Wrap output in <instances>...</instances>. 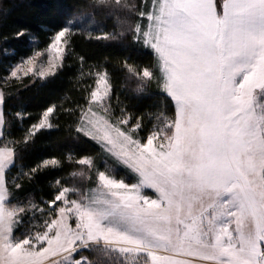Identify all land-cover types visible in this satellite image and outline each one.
Here are the masks:
<instances>
[{
    "label": "snow or ice",
    "instance_id": "obj_1",
    "mask_svg": "<svg viewBox=\"0 0 264 264\" xmlns=\"http://www.w3.org/2000/svg\"><path fill=\"white\" fill-rule=\"evenodd\" d=\"M16 6L0 0V42L26 43L0 62V264H264V0H79L44 40L5 31ZM73 68L57 102L16 100Z\"/></svg>",
    "mask_w": 264,
    "mask_h": 264
},
{
    "label": "trees",
    "instance_id": "obj_2",
    "mask_svg": "<svg viewBox=\"0 0 264 264\" xmlns=\"http://www.w3.org/2000/svg\"><path fill=\"white\" fill-rule=\"evenodd\" d=\"M12 2L17 6L14 7L11 13L9 26L5 31L11 32L16 27L26 25L31 32L40 37L41 40H44L46 38V34L43 31L44 26H50L54 21L63 22L71 18L70 15L64 14L67 12V9H61L59 6L70 5L73 6L74 10V6L79 0H12ZM103 26L111 29L112 23L108 21ZM75 43L78 51L95 53L97 55L116 54L119 51L118 45L89 42L82 36H77ZM5 47L9 49V53H12L14 50L19 53L24 50L26 43L9 41L5 44L0 42V62L6 61V57L2 51ZM11 58V56L8 57V59ZM74 72V68L66 70L55 84H28L27 87L23 84H18L15 86L18 89L16 100L26 105L28 111L35 113L47 103L57 102L64 93L68 92L71 94L72 83L70 77H72ZM47 139L48 137H42L41 141H46Z\"/></svg>",
    "mask_w": 264,
    "mask_h": 264
}]
</instances>
